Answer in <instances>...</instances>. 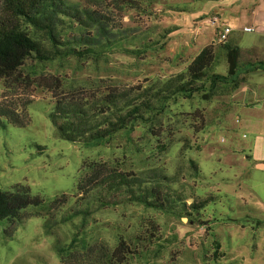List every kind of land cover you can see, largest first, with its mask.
<instances>
[{
  "label": "rangeland",
  "instance_id": "rangeland-1",
  "mask_svg": "<svg viewBox=\"0 0 264 264\" xmlns=\"http://www.w3.org/2000/svg\"><path fill=\"white\" fill-rule=\"evenodd\" d=\"M66 1L105 15L112 27L131 28L128 33L134 40L109 52L106 60L79 62L70 58L63 67L48 68L50 72L60 69L68 77L98 83L102 88L129 86L180 71L203 46L218 43L221 23L225 22L215 12H223V7L226 11L229 8L238 11L239 6L253 3V0H137L135 5L118 9L111 0ZM214 17L217 21H212ZM241 18H225L234 30L227 40L240 48L238 71L248 78L264 66V47L258 45L264 44V39H257L258 26L255 32L242 31V25L252 17ZM171 25L179 28L159 44L144 48L139 43L144 37L149 41L156 39L163 28ZM60 27L68 35L74 34L64 25ZM253 42L257 46L249 48L248 44ZM216 70L226 72V63L222 61ZM3 89L0 80L1 103L9 99L30 103L24 111L28 121L23 126L0 117V190L14 191V186L26 185L31 194L44 201L22 210L33 214L15 229L12 221L0 218V264L68 263L56 254L54 245L69 242L79 217L66 222L59 219L70 213L74 201L82 194L79 180L86 173L84 166L91 161L126 170L165 165L170 171L179 172V184L186 193L216 198L197 222L184 214L154 211L132 203L94 212L87 219L83 234L96 241V250L112 244L118 237L132 248L133 245L141 248L145 243L152 247L160 238L157 241L165 242V247L157 257H137L129 264H264V249L260 244L255 248L254 231L256 220L264 218V123L262 113L254 105L244 107L238 103L235 99L239 98L238 93L233 97L217 96L211 101L199 95L190 99L176 96L169 103L167 120L173 130L172 142L166 151L153 153L143 147L139 125L131 132L137 148L126 142L124 132L106 143L91 145L61 139L48 117L52 108L48 92L36 88L31 94L3 97ZM199 125L202 128L195 130ZM188 158L198 163L199 178L187 176ZM61 195L66 197L64 202L52 209L54 199ZM191 200L188 198L187 203ZM45 224H50L47 232ZM147 236L154 241L148 242Z\"/></svg>",
  "mask_w": 264,
  "mask_h": 264
},
{
  "label": "trees",
  "instance_id": "trees-1",
  "mask_svg": "<svg viewBox=\"0 0 264 264\" xmlns=\"http://www.w3.org/2000/svg\"><path fill=\"white\" fill-rule=\"evenodd\" d=\"M111 1L118 9L137 2ZM60 24L74 34L65 33L63 27L59 28ZM178 28L177 25L163 28L156 39L149 41L144 37L139 43L144 48L157 45ZM130 29L112 27L105 15L66 0H0L2 96L31 94L34 89L41 88L52 99L48 117L59 138L91 145L106 143L124 132L126 142L135 146L131 132L139 125L143 147L149 152L160 153L172 142L173 130L167 123L171 100L178 95L185 99L199 95L211 101L217 96L231 95L247 79L238 71L241 50L228 40L203 46L180 71L124 87L102 88L98 83L68 77L60 69L48 70L50 66L63 67L70 58L79 62L106 60L109 52L134 40L133 35L129 36ZM222 61L226 63L224 73L216 70ZM15 100L0 102V117L23 126L28 121L24 111L30 101ZM201 128L199 125L195 130ZM84 167L86 173L80 178L78 187L82 194L74 201L70 213L59 219L66 222L78 216L77 229L68 243L54 245L56 254L67 264H129L137 257L155 258L165 247V242H158V238L152 247L145 243L141 248L137 245L132 248L124 238L118 237L112 244L101 245L100 251L96 250V241L83 234L86 221L94 212L132 203L154 211L184 214L197 222L216 200L212 195L200 197L183 191L179 172L170 171L165 165L126 170L91 161ZM186 174L190 179L200 177L199 165L191 158L186 159ZM14 187V191L0 190V218L12 221L13 229L33 214L22 213V210L29 205H42L44 201L39 195L31 194L26 185ZM190 197L192 200L187 203ZM65 198V195L56 197L54 206L50 207L53 209ZM49 226L45 224L46 232ZM145 239L154 241L148 236Z\"/></svg>",
  "mask_w": 264,
  "mask_h": 264
},
{
  "label": "crops",
  "instance_id": "crops-1",
  "mask_svg": "<svg viewBox=\"0 0 264 264\" xmlns=\"http://www.w3.org/2000/svg\"><path fill=\"white\" fill-rule=\"evenodd\" d=\"M232 3H229L228 5L231 6ZM238 11H233L232 8L227 9L223 7V12H215L216 17L220 18V21H223L225 23L227 17L231 19H242L241 17L243 15H248L252 17V20L249 22H245V24L242 25H255L256 30L257 26L260 27L259 35L257 39L259 40L261 37L264 39V0H253V3L251 5L247 6H239ZM226 11V12H225ZM234 30L230 32V34ZM229 34V35H230ZM250 43L248 44L249 48L257 46V44ZM264 47V44H258ZM236 93L239 94V98H235L238 103L244 107H252L254 105L255 109L258 112L262 113L261 121L264 123V66H262L260 69H257L252 73L247 80L238 88V90H235L230 97H233ZM251 105V106H250ZM261 161V160H259ZM262 202L264 204V199H262ZM254 231L256 233L257 238V246L259 247V244L261 245V248L264 249V218L260 220H256L254 223ZM263 252V251H262Z\"/></svg>",
  "mask_w": 264,
  "mask_h": 264
},
{
  "label": "built area",
  "instance_id": "built-area-1",
  "mask_svg": "<svg viewBox=\"0 0 264 264\" xmlns=\"http://www.w3.org/2000/svg\"><path fill=\"white\" fill-rule=\"evenodd\" d=\"M212 21H217V18L214 17ZM232 31V28L226 24L221 23V27L219 30L218 42H224L227 40L228 34ZM242 31L244 32H255L256 26L255 25H246L242 27Z\"/></svg>",
  "mask_w": 264,
  "mask_h": 264
}]
</instances>
